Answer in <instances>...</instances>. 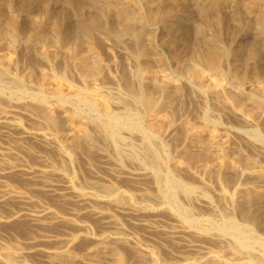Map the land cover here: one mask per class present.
Instances as JSON below:
<instances>
[{
    "label": "rangeland",
    "instance_id": "rangeland-1",
    "mask_svg": "<svg viewBox=\"0 0 264 264\" xmlns=\"http://www.w3.org/2000/svg\"><path fill=\"white\" fill-rule=\"evenodd\" d=\"M139 1L135 0L134 6L131 7L135 19L133 23H129L118 16V7L111 0H105V2L104 0H29V2L27 0H0V23L4 22L3 25L0 24L1 29L6 28L8 22H12L10 24L13 28L12 40L9 37L0 40V65L3 67L0 68L6 72V76L0 77V106L13 107L21 111L23 113L21 123L26 126H33L35 123V126H47L50 132L49 136L56 146L51 149L50 154L59 159L60 152L65 151L64 153L70 157L67 168L73 183L77 182L75 185L78 188H86L84 181L92 178L90 170L94 166L113 165L126 172L132 170L141 172L142 170L141 173L146 175H143L144 185L149 186L147 187L148 191L156 196V200L147 205L150 213H158L160 216L163 215L162 218H168L171 221L175 218L176 221L173 222L180 227L190 229L196 239L200 240L201 237L203 243L207 240L208 243L205 244L211 248L216 259L222 263L228 261V263L236 262L237 264H264V198L249 204L240 202V196H237L243 190L252 187L260 191L264 197V106L261 105L264 100V26L259 21V14L264 12V6L249 12L245 8L246 0H161L162 3L150 2L151 0ZM241 7L242 10H240ZM158 8L160 14H157L159 13ZM152 9L157 12L153 13ZM111 26L120 27L121 30L128 27L133 35L125 34L116 37L113 34H106L109 33L107 30ZM88 27L94 29L92 34L85 36ZM260 31L263 33L261 34ZM35 35L37 39H35ZM65 35L68 36L65 37ZM141 36L147 41V43L145 42V54H142L136 46L137 37ZM49 41L51 42L49 43ZM59 42H65V44L63 43L64 45L61 46ZM224 44L227 46L225 47ZM215 45L229 50L224 57L225 60H221V73L218 72V74L209 69L210 65L206 60V55L211 51L210 48L212 49ZM252 48L253 50L258 49V51L255 50L257 53L254 56L250 55ZM246 49L251 51L248 52ZM91 62L92 64H90ZM84 64L89 66L97 64L100 67L97 73L99 76L85 79L81 74V67ZM183 64L190 65H187L188 67L197 64L203 71L200 78L202 81L192 79L189 74L188 77L187 73L182 72ZM239 71L247 74V79H245L247 81H238L233 73H239ZM204 72L206 76H204ZM217 77L219 78L217 79ZM161 79L170 81L169 97L168 94L152 89L150 86V81H163ZM13 80H15L14 83ZM209 88L210 90H207ZM74 90L81 92L80 95L82 94L83 97L75 94ZM253 93H255V98L251 97ZM124 95L128 98L126 99ZM142 96L155 98L154 109L148 108L139 101ZM86 97L89 98V101L91 100V104ZM179 99L180 101H178ZM236 103L242 104V110L237 108ZM127 108L133 111L126 110ZM106 109L110 111L113 109L114 112L112 110L111 114H107ZM156 109L158 110L155 111ZM116 112L121 114L117 115ZM125 112L130 114L127 116ZM73 113L76 116H73ZM119 116L122 118L120 119ZM136 126L138 127L136 128ZM156 127L158 129H155ZM83 131L90 132L92 146L87 151L81 140ZM104 133L105 135H103ZM141 133L142 135L145 133L143 138L140 137ZM106 135L107 137H103ZM120 135H122L120 138L123 139L127 135L124 142L121 139V143H119L118 136ZM208 138L215 139L217 144L221 143L220 148H212L210 144L214 140L209 142ZM79 142H81L80 145ZM93 144L96 145L93 146ZM127 144H130V147L126 146ZM140 146L143 148L141 149ZM145 146H148L150 151ZM109 148H114V150ZM118 148L120 149L118 150ZM198 152L199 155L201 152L205 156L197 157L199 156ZM143 154L147 156L145 157ZM151 155H157L155 157L158 162L155 165L149 159V156L152 157ZM138 157L144 160L141 161ZM104 160L107 162L105 163ZM108 162L112 164H108ZM123 179L126 181L124 182ZM123 179L122 182L119 180L118 183L122 185L114 193L105 194L100 190H94V192L105 197L108 204L112 203L110 206L129 202L132 205L144 207V203L135 198L133 182L129 181L126 176ZM10 180L18 187L31 188L29 181L20 179V176L10 177ZM130 182L132 185H129ZM174 182H182L185 185L189 183L188 185L193 184L196 189L204 187L205 189L194 190L195 195L192 191L188 194L183 190L180 191L181 189L176 183L174 186L172 184ZM197 184L200 186H196ZM41 193L40 191L36 192L37 196H41V199L48 202L51 200L52 205L57 202V205H54L56 209L59 210L61 207L59 211H64V207L57 200H53L55 198L47 195L46 199L45 193ZM207 196L209 197L207 198ZM10 201L8 204H0V212H6L7 207L11 203L13 204ZM257 208L259 209L257 210ZM227 211H230L232 216L230 212L228 215ZM92 218L86 216V219L94 222L89 223L95 228L90 235L85 232L78 235L76 238L78 240L75 241L76 244L74 243L76 247L73 245L71 248L72 253L75 254L71 253L69 258L67 256H65L67 258H56V262L72 264L74 261L83 259L85 254L87 255V250L93 242L91 237L93 231L100 226L99 220ZM19 220H12V223L11 221L0 223V235L6 236V240L11 244L27 241L33 234L41 232L33 226L31 221H28V218L21 219V223ZM65 222L66 224L60 222L58 223L60 225L48 227L47 231L79 233V227L75 229L78 225L74 222L72 225V221L69 223L68 220ZM138 231L142 232L139 229ZM125 243L126 245H124ZM114 245L120 250L122 257L116 263L112 261L113 264H126V262L129 264L133 262V257L136 258L139 254L132 243L120 242ZM154 251L150 252L151 257L158 261L168 255L167 251L161 252L157 249ZM86 255L84 259H90ZM17 258L11 256L5 262L17 264L19 259ZM26 258L21 259L23 264H38V262L44 264L45 262L42 260H46L42 255L27 256ZM21 260L19 259V261ZM105 262V264H111V261L105 260ZM0 264L4 263L0 262ZM203 264H207V262Z\"/></svg>",
    "mask_w": 264,
    "mask_h": 264
},
{
    "label": "bare ground",
    "instance_id": "bare-ground-1",
    "mask_svg": "<svg viewBox=\"0 0 264 264\" xmlns=\"http://www.w3.org/2000/svg\"><path fill=\"white\" fill-rule=\"evenodd\" d=\"M29 2V0H27ZM94 1V0H93ZM96 1V0H95ZM117 7H118V16L124 20H127L129 23H133L134 22V17L132 15L131 12V7L134 6L135 4V0H111ZM141 1V0H140ZM139 1V2H140ZM25 2V1H24ZM103 2V1H102ZM105 2V0H104ZM150 2H161V0H151ZM245 8L246 10H248L249 12H253L255 11L256 8H260L262 6H264V0H246L245 1ZM19 3V2H18ZM162 3V2H161ZM233 3V2H232ZM29 4V3H28ZM96 4V2H95ZM154 5V3H152ZM9 5V4H8ZM17 5V3H16ZM139 5V4H138ZM151 5V4H150ZM151 5V6H153ZM19 6V5H18ZM25 6V5H24ZM106 7V6H105ZM108 7V6H107ZM116 7V8H117ZM160 7V6H159ZM162 7V6H161ZM134 8V7H133ZM12 10V9H10ZM20 10V9H19ZM112 10V9H111ZM134 10V9H133ZM153 13H156L157 11L152 9ZM159 10V8L157 9ZM240 10H242V7L240 8ZM113 11V10H112ZM163 11V10H162ZM10 12V11H9ZM134 12V11H133ZM242 12V11H241ZM135 13V12H134ZM133 13V14H134ZM140 13V12H139ZM247 13V12H246ZM115 14V13H114ZM160 14V10L159 13ZM259 14V13H258ZM14 15V14H13ZM150 15V14H149ZM245 14H243L244 16ZM260 18V24H262L264 26V12L262 14H259ZM246 16V15H245ZM250 17V16H249ZM101 19V18H100ZM156 19V17H155ZM16 20V19H15ZM17 21V20H16ZM15 21V24H16ZM93 21V20H92ZM101 21V20H100ZM1 22V21H0ZM58 22V21H57ZM98 22V21H97ZM121 22V21H120ZM138 22V21H137ZM4 23V22H3ZM3 23L1 25H3ZM7 23V22H6ZM12 22H8V26L4 29H1L0 26V40L4 39V38H10V40H12V33H13V28L11 26ZM113 23V22H112ZM136 23V22H135ZM10 24V25H9ZM105 24V23H104ZM120 24V23H119ZM14 25V24H12ZM101 25V24H100ZM125 25V24H124ZM257 25V24H256ZM110 26V25H107ZM259 26V25H258ZM3 27V26H2ZM120 28V27H119ZM116 26H111L108 28L106 34H113L116 37H120L122 35H133V32L131 31L130 28H125V29H119ZM16 29V28H15ZM94 28L88 27L86 32H85V36H89L90 34H92ZM97 29V28H96ZM261 29V28H259ZM35 30V29H34ZM84 30V29H83ZM101 30V28H100ZM103 30V29H102ZM106 31V30H104ZM261 32V31H260ZM17 33V32H16ZM263 32H261L262 34ZM22 34V33H21ZM37 34V33H36ZM45 34V33H44ZM260 34V33H259ZM260 34V35H261ZM34 35V34H33ZM82 35V34H81ZM22 36V35H21ZM32 36V35H31ZM30 36V37H31ZM68 35H65V37ZM83 36V35H82ZM81 36V38H82ZM109 36V35H108ZM24 37V36H23ZM33 37V36H32ZM43 37V36H42ZM74 37V36H73ZM92 37V36H91ZM90 37V38H91ZM124 37V36H123ZM132 37V36H131ZM14 38V37H13ZM28 38V36H27ZM71 38V37H70ZM86 38V37H85ZM89 38V37H88ZM219 38V37H218ZM31 39V38H30ZM35 39L36 35H35ZM46 39V38H45ZM65 39V38H64ZM76 39V38H75ZM92 39V38H91ZM216 39V38H215ZM56 40V39H55ZM88 40V39H87ZM135 40V39H134ZM218 40V39H217ZM30 41V40H29ZM46 41V40H45ZM48 41V40H47ZM58 41V40H57ZM56 41V42H57ZM66 41V40H65ZM74 41V39H73ZM89 41V40H88ZM94 41V40H93ZM137 45L138 46V50L141 51V53L143 54L146 51V45L145 42L147 43V41L144 40V38L141 37H137ZM14 42V41H13ZM51 41H49L50 43ZM53 42V41H52ZM70 42V41H69ZM96 42V41H95ZM217 42V41H216ZM34 43V42H33ZM62 44L65 42H59V44ZM72 43V42H71ZM70 43V44H71ZM256 43V42H254ZM260 43V42H259ZM36 44V43H35ZM56 44V43H55ZM63 44V45H64ZM67 44V43H66ZM88 44V43H86ZM85 44V45H86ZM95 45V44H93ZM98 45V44H97ZM214 45V43H213ZM220 46V44H217ZM222 45V44H221ZM225 45V44H224ZM263 45V44H262ZM211 46V45H210ZM209 46V47H210ZM223 46V45H222ZM227 45H225L226 47ZM43 47V46H42ZM98 47V46H97ZM258 47V46H256ZM53 48V47H52ZM75 48V47H74ZM250 48V47H249ZM43 49V48H42ZM41 49V51H42ZM48 49V47H47ZM90 49V48H89ZM148 49V48H147ZM209 49V48H208ZM44 50V49H43ZM49 50V49H48ZM68 50V49H67ZM197 50V49H196ZM210 52L208 55H206L207 57V61H208V66L209 69L213 72H216L218 74V72L221 73L220 71V64H221V60H225V56L227 55L228 51L226 48H219L218 46H214L212 47V49L210 48ZM247 50V49H246ZM252 50V51H251ZM251 56H254L255 53H257L258 49H251ZM255 50H257L255 52ZM207 51V50H206ZM248 51V50H247ZM248 51V52H250ZM53 52V51H52ZM96 52V51H95ZM203 52V51H202ZM45 53V52H44ZM48 53V52H47ZM65 53V52H64ZM71 53V52H70ZM75 53V52H74ZM259 53V52H258ZM53 54V53H52ZM55 54V53H54ZM72 54V53H71ZM145 54V53H144ZM194 54V53H192ZM232 54V53H231ZM65 55V54H64ZM79 55V54H78ZM86 55V54H84ZM96 55V54H95ZM247 55V54H246ZM43 56V55H42ZM189 56V55H188ZM191 56V55H190ZM194 56V55H193ZM204 56V55H203ZM249 56V55H248ZM47 57V56H46ZM55 57V56H54ZM73 57V56H72ZM96 57V56H94ZM192 57V56H191ZM190 57V58H191ZM198 57V56H197ZM80 58V57H79ZM200 58V57H199ZM229 58V57H228ZM253 58V57H252ZM46 59V58H44ZM92 59V58H91ZM192 59V58H191ZM248 59V58H246ZM256 59V56H255ZM49 60V59H48ZM53 60V59H52ZM55 60V59H54ZM95 60V58L93 59V61ZM196 60V59H195ZM204 60V59H203ZM222 60V61H223ZM254 60V59H253ZM72 61V60H71ZM184 61V60H183ZM52 62V61H51ZM84 62V60H83ZM198 62V59H197ZM248 62V61H247ZM74 63V62H73ZM85 63V62H84ZM185 63V62H184ZM201 63V62H200ZM83 64V63H82ZM92 64V62L90 63ZM181 65V62L179 63ZM194 64V63H193ZM191 64V65H193ZM73 65V64H71ZM188 65V64H187ZM186 64H183L181 66V71L184 72L185 74L187 73V75L189 74L192 79L194 78L196 79H200L203 75V71L201 70V68L196 64L193 65L192 67H188L190 65L187 66ZM223 65V64H222ZM249 65V64H248ZM82 66V65H81ZM0 67H2L0 65ZM3 68V67H2ZM0 68V77H3L5 75V71ZM178 68V66H177ZM237 68V67H236ZM248 68V67H247ZM6 69V68H5ZM100 67L96 64L93 66H89L87 64H84L81 67V74L85 79H90L94 76H97V73L99 72ZM179 69V68H178ZM232 69V68H231ZM238 69V68H237ZM236 69V70H237ZM7 70V69H6ZM207 70V69H206ZM102 71V70H100ZM178 71V70H177ZM209 71V70H208ZM238 71V70H237ZM250 71V70H249ZM248 71V73H249ZM180 73V71H178ZM181 72V73H182ZM223 72V71H222ZM229 72V71H226ZM242 72V71H241ZM142 73V72H141ZM219 73V74H220ZM146 74V73H145ZM153 74V73H152ZM152 74H148V75H152ZM204 76H206V73L204 72ZM235 75V77L238 79V81L240 80L241 82L244 81L245 79H247V74L246 73H239L235 72L233 73ZM232 74V75H233ZM257 74V73H256ZM147 75V74H146ZM188 75V77H189ZM214 75V74H213ZM255 75V74H254ZM264 75V74H263ZM6 76V75H5ZM99 76V75H98ZM97 76V77H98ZM180 76H183V74ZM219 76V75H217ZM223 76V75H222ZM227 76V75H226ZM249 76V75H248ZM253 76V75H252ZM12 77V76H11ZM153 77V76H152ZM185 77V76H184ZM233 77V76H232ZM5 78V77H4ZM8 78V77H6ZM5 78V79H6ZM151 78V77H150ZM160 78V77H158ZM219 77H217L218 79ZM260 78V77H259ZM264 78V77H263ZM3 79V78H1ZM191 79V80H192ZM221 79V78H220ZM254 79V78H253ZM10 80V79H8ZM12 80V79H11ZM163 80V79H161ZM194 80V81H195ZM201 80V79H200ZM258 80V79H257ZM261 80V79H260ZM258 80V81H260ZM3 81V80H2ZM6 81V80H5ZM15 80H13L14 83ZM175 81V80H174ZM202 81V80H201ZM204 81V80H203ZM218 81V80H217ZM247 81V80H245ZM244 81V82H245ZM17 82V81H16ZM151 84L150 86H152V89L158 90L160 92H163L165 94H168L169 97V84L170 81L169 80H163V81H150ZM221 82V81H220ZM264 82V81H263ZM12 83V82H11ZM176 83V82H175ZM178 83V82H177ZM180 83V82H179ZM219 83V82H218ZM259 83V82H258ZM130 84V83H129ZM172 84V83H171ZM221 84V83H220ZM244 84V83H242ZM177 85V84H176ZM197 85V84H196ZM195 85V86H196ZM212 85V84H210ZM203 88L205 89L204 85H202ZM129 87V86H128ZM183 87V86H182ZM213 87V86H212ZM211 87V88H212ZM223 87V86H222ZM131 88V87H130ZM151 88V87H150ZM260 88V87H259ZM71 89V88H70ZM69 89V90H70ZM83 89V88H81ZM86 89V88H85ZM84 89V90H85ZM96 89V88H95ZM197 89V88H196ZM240 89V88H239ZM261 89V88H260ZM137 90V89H136ZM151 90V89H150ZM178 90V89H177ZM207 90H210L207 89ZM242 90V89H241ZM60 92V90H58ZM75 91V90H74ZM91 91V90H89ZM98 91V90H97ZM154 91V90H153ZM240 91V90H239ZM263 91V88H262ZM63 92V91H62ZM144 93V91H142ZM176 92V91H175ZM200 92V91H199ZM261 92V91H260ZM75 94L80 95L81 92H74ZM84 93V92H83ZM92 93V92H91ZM130 93V92H129ZM181 93L183 94V91L181 90ZM240 93V92H239ZM238 93V94H239ZM262 93V92H261ZM70 94V93H69ZM90 94V93H89ZM94 94V93H93ZM162 94V93H161ZM181 94V95H182ZM205 94V93H204ZM58 95V94H57ZM66 95V94H65ZM72 95V94H71ZM82 95V94H81ZM80 97H83L81 96ZM87 95V93H86ZM84 94V96H86ZM128 95V94H127ZM144 95V94H143ZM148 95V94H147ZM155 95V94H154ZM157 95V94H156ZM155 95V96H156ZM171 95V94H170ZM260 95V94H259ZM67 96V95H66ZM70 96V95H69ZM76 96V95H75ZM93 96V95H92ZM123 96V95H122ZM139 96V95H138ZM161 96V95H160ZM159 96V97H160ZM262 96V95H261ZM60 97V96H59ZM125 97V95H124ZM122 97V98H124ZM130 97V96H129ZM134 97V96H133ZM171 97V96H170ZM220 97V95H219ZM241 97V96H240ZM239 97V98H240ZM252 98H255V93L252 94L251 96ZM76 98V97H74ZM92 98V97H90ZM126 99L128 97H125ZM165 98V97H163ZM174 98V97H173ZM244 98V97H243ZM242 98V99H243ZM87 99V97H86ZM89 99V98H88ZM87 99V100H88ZM135 99V98H134ZM155 99V98H154ZM153 99V97L151 96H142L139 101H141V103H143L144 105H146L148 108L150 109H154L155 106V100ZM176 99V97H175ZM174 99V100H175ZM218 99V98H217ZM221 99V98H220ZM218 99V100H220ZM241 99V98H240ZM61 100V99H60ZM64 100V99H63ZM67 100V99H66ZM69 100V99H68ZM77 100V99H76ZM85 100V99H84ZM132 100V99H131ZM137 100V99H136ZM157 100V99H156ZM159 100V99H158ZM157 100V101H158ZM165 100V99H164ZM89 101V100H88ZM91 101V100H90ZM89 101V102H90ZM105 101V100H104ZM180 101V99L178 100ZM240 101V100H239ZM245 101V100H244ZM260 101V100H259ZM4 102V101H2ZM72 102V101H71ZM109 102V100H108ZM107 102V103H108ZM129 102H132L129 100ZM162 102V101H161ZM160 102V103H161ZM241 102L243 103V101L241 100ZM247 102V101H246ZM6 103V102H5ZM8 103V102H7ZM67 103V102H66ZM104 103V102H103ZM134 104V102H132ZM129 103V104H132ZM138 103V102H137ZM166 103V102H165ZM175 103V102H174ZM91 104V102H90ZM123 104V103H121ZM127 104V103H126ZM132 104V105H133ZM136 104V101H135ZM169 104V103H168ZM237 104V103H236ZM248 105V103H245ZM105 105V104H104ZM103 105V107H104ZM119 105V102H118ZM138 105V104H137ZM136 105V106H137ZM235 105V104H234ZM240 110H242V104L238 103L237 104ZM246 105V106H247ZM252 105V104H251ZM255 105V104H254ZM261 105L264 106V100H262ZM15 106V105H13ZM121 106V105H120ZM128 106V105H125ZM130 106V105H129ZM135 106V105H134ZM140 106V105H139ZM167 106V105H166ZM172 106V105H170ZM256 106V105H255ZM119 107V106H118ZM123 107V106H122ZM162 107V106H161ZM160 107V108H161ZM121 108V107H119ZM126 108V107H123ZM141 108V107H140ZM143 108V107H142ZM145 108V107H144ZM168 108V107H167ZM170 108V107H169ZM168 108V109H169ZM256 108V107H255ZM122 109V108H121ZM120 109V110H121ZM248 109V108H247ZM257 109V108H256ZM113 110V109H112ZM111 110V111H112ZM126 110H130V109H126ZM144 110V109H143ZM146 110V109H145ZM158 109H156L155 111H157ZM161 110V109H160ZM107 112V114H111L112 112H114V110L111 112L109 109L105 110ZM118 112V110H116ZM133 111V110H130ZM129 111V112H130ZM105 112V113H106ZM116 112V113H117ZM153 112V111H152ZM120 113V112H119ZM119 113H117V115H119ZM132 114V112H130ZM125 112V115L128 116V114ZM149 113V112H148ZM236 113V112H234ZM262 113V112H261ZM72 114V113H71ZM115 114V113H114ZM121 114V113H120ZM205 114V113H204ZM254 114V112H253ZM27 115V114H26ZM42 115V114H41ZM47 115V114H46ZM123 115V112H122ZM133 115V114H132ZM160 115V113H159ZM251 115V114H250ZM21 116H23V113L13 107H4V106H0V204H8L9 201L11 200L13 202V204L11 203L10 206L7 207L6 212H0V223H9L12 220H18V219H23V218H28V221H31L33 226H35L37 229L41 230V232H37L35 234H33L32 236H30V238L27 241H20L17 244H11L10 242H8L6 240V236H2L0 235V262L4 263V264H14V263H7L5 262V260L8 257L11 256H16L18 257L20 260L21 259H27V256H37V255H42L43 258L45 257L46 260H42L45 263L48 264H59L58 262H56V258L60 259V257H64L67 258L68 256L71 255V253L73 252V250L71 249L72 246L74 245L75 241L78 240L76 239L78 237V235L83 234L84 232L87 235H90V233L92 232V230H94V228L90 225V223H94V222H90L88 219H86V216H91V219H93L92 217H94V219L96 218V220H99L100 226L95 229V231H93V235L91 236L93 239L92 245L88 248L87 250V255L88 258L90 259H84L86 258L84 255V258L78 260V261H74L72 264H105V260L107 261H112L114 263H116V261H120L121 259V253L120 250L117 249V247L114 245L116 243H120V242H129L134 244V249H137V252L139 253L136 258H132L133 262L129 263V264H203L204 262H207V264H237L236 262H230L228 263H222L220 261H218L216 259V255L214 256L211 248L209 246H207L205 243L202 242L201 237L200 240L195 238V234H193V232L188 229V228H183L180 227L179 225H176L173 221L175 220V218L173 219V221L169 220L168 218H162L161 216L163 215H158V213L156 214L154 212L150 213L147 205L150 204V202H153L156 200V196L152 193H150L147 189V187L149 186H145L143 179H144V175L141 170V172H134L132 171H124L123 169H117L116 167L112 166H102L101 167H96L94 166L93 168H91L90 173H91V177L89 179H86L84 181V186L86 188H78L77 182H75V184L73 183L70 174H69V169L67 168V164L69 165V161H70V157L64 153L63 151L60 152L59 154V159L56 158V156L54 157V155L50 154L51 149H53L55 146V142L53 141V139H51L50 132L47 128V126L45 125H41V126H35V124L32 126H26L24 124L21 123ZM25 116V115H24ZM73 116H76L73 113ZM72 116V118H74ZM108 116V115H106ZM114 116V115H113ZM116 116V115H115ZM153 116V115H152ZM150 116V117H152ZM157 116V115H156ZM205 116V115H204ZM241 116V115H240ZM243 116V115H242ZM246 116V115H244ZM248 116V115H247ZM246 116V117H247ZM45 117V116H44ZM118 117V116H117ZM250 117V116H249ZM42 118V117H41ZM112 118V117H111ZM120 118V116H119ZM118 118V119H119ZM122 118V117H121ZM120 118V119H121ZM128 118V117H127ZM126 118V119H127ZM130 118V117H129ZM160 118V117H159ZM255 118V117H254ZM253 118V119H254ZM257 118V117H256ZM106 119V118H105ZM116 119V118H115ZM248 119V118H247ZM252 119V118H251ZM55 120V119H54ZM75 120V119H73ZM112 120V119H111ZM114 120V119H113ZM112 120V121H113ZM123 120V119H122ZM48 121V120H47ZM56 121V120H55ZM93 121V118H92ZM107 121V120H106ZM111 121V122H112ZM51 122V121H49ZM91 122V121H90ZM89 122V124H90ZM110 122V124H111ZM121 122V121H120ZM40 123V122H39ZM42 123V122H41ZM116 123V122H115ZM38 124V122H37ZM52 124V123H51ZM110 124L108 123V125L110 126ZM152 124V123H151ZM40 125V124H39ZM94 125V124H93ZM99 125V124H98ZM106 125V126H108ZM127 125V124H126ZM131 126V124H129ZM134 125V124H133ZM132 125V126H133ZM105 126V125H104ZM113 126V125H112ZM116 126V125H115ZM151 126V125H150ZM174 126V125H173ZM103 127V126H102ZM126 127V126H125ZM124 127V128H125ZM138 126H136L137 128ZM153 127V126H152ZM96 128V127H95ZM105 128V127H103ZM117 128V127H116ZM121 128V127H118ZM169 128V127H168ZM193 128V127H192ZM85 129V128H84ZM102 129V128H101ZM106 129V128H105ZM109 129V128H108ZM107 129V130H108ZM135 129V128H133ZM155 129H158L157 127ZM154 129V130H155ZM88 130V129H87ZM91 130V129H90ZM95 130V129H94ZM104 130V129H102ZM114 130V129H113ZM123 130V128H122ZM127 130V128H126ZM172 130V128H171ZM106 131V130H105ZM110 131V130H109ZM115 131V130H114ZM130 131V130H128ZM139 131V130H137ZM158 131V130H157ZM166 131V130H165ZM168 131V130H167ZM119 132V131H118ZM124 132V130H123ZM122 132V133H123ZM90 132L87 131H83L82 134V141L85 144V150H90L92 143H91V138H90ZM96 133V132H95ZM94 133V134H95ZM120 133V132H119ZM129 133V132H128ZM131 133V131H130ZM139 133V132H138ZM164 134H167L165 132H163ZM52 134V133H51ZM80 134V133H79ZM93 134V135H94ZM127 134V133H125ZM136 134V133H135ZM145 134V133H144ZM143 134V135H144ZM160 134V133H159ZM96 135V134H95ZM94 135V136H95ZM99 135V132H98ZM105 135V133L103 134ZM110 135V134H107ZM103 136V137H107ZM119 135V134H118ZM124 135V133H123ZM140 135V134H139ZM142 135V133H141ZM143 135L140 136L141 138H143ZM215 135V133H214ZM101 136V134H100ZM115 136V135H114ZM122 135L118 136L119 138ZM129 136V135H128ZM133 136L135 137V135L133 134ZM210 136V135H209ZM54 137V136H52ZM76 137V136H74ZM79 137V136H78ZM97 137V136H95ZM102 137V138H103ZM116 137V136H115ZM124 137V136H123ZM136 137H138L136 135ZM148 137V136H146ZM218 137V136H217ZM215 137V139L217 138ZM101 138V139H102ZM127 138V135L126 137ZM125 138H120L118 139L119 143L121 139H123L122 142H124ZM192 138V137H191ZM214 138V137H213ZM79 139V140H80ZM98 139H100L98 137ZM107 139V138H106ZM117 139V138H116ZM130 139V138H129ZM140 139V138H139ZM147 139V138H146ZM190 139V138H189ZM209 139V138H208ZM215 139L211 140V138L209 139L211 141H213L210 145L212 148L214 149H219L220 148V144H217L215 142ZM218 139V138H217ZM93 140V139H92ZM95 140V138H94ZM93 140V141H94ZM103 140H105L103 138ZM111 139L109 138V141ZM127 140V139H126ZM132 140V139H131ZM130 140V141H131ZM138 140V139H137ZM145 140V138H144ZM150 140V139H149ZM92 141V142H93ZM106 141V140H105ZM146 141V140H145ZM186 141V140H185ZM188 141V140H187ZM99 142V140H98ZM103 142V141H102ZM116 142V141H115ZM140 142V141H139ZM152 142V141H151ZM189 142V141H188ZM192 142V141H191ZM81 142H79L80 145ZM100 143V142H99ZM104 143V142H103ZM106 143V142H105ZM126 143V141H125ZM129 143V142H128ZM132 143V142H131ZM74 144V143H73ZM109 144V143H108ZM112 144V143H111ZM109 144V145H111ZM141 144V143H140ZM150 144V143H149ZM148 144V145H149ZM96 144H93V146ZM125 145V144H122ZM133 145L135 146V143H133ZM138 145V144H137ZM136 145V146H137ZM143 145V143L141 144ZM147 145V144H145ZM209 145V147H210ZM113 146V145H112ZM119 146V145H118ZM128 147H130V144L126 145ZM134 146L132 148H134ZM185 146V143H184ZM192 146V145H190ZM114 147V146H113ZM141 147V146H140ZM140 147H137L138 149ZM146 147V146H145ZM150 147V146H149ZM152 147V146H151ZM187 147V145H186ZM189 147V146H188ZM210 147V148H211ZM74 148H77L74 146ZM94 148V147H93ZM101 149H103L102 147H100ZM99 148V149H100ZM108 148V147H107ZM121 148V147H120ZM118 148V150L120 149ZM143 147H141L142 149ZM148 150L150 148H148V146L146 147ZM58 149V148H56ZM110 149V148H109ZM114 150V148H111L110 150ZM129 149V148H128ZM136 149V148H134ZM157 149V148H156ZM186 149V148H185ZM225 149V147H224ZM66 150V149H65ZM80 150V149H79ZM95 150V149H94ZM122 150V148H121ZM132 150V149H131ZM147 150V151H148ZM55 151V150H54ZM53 151V152H54ZM81 151V150H80ZM150 151V150H149ZM210 151V150H209ZM218 151V150H217ZM224 151V150H223ZM58 152V151H57ZM103 152V151H102ZM153 152V151H152ZM189 152V151H188ZM205 152V151H204ZM221 152V151H220ZM89 153V152H88ZM133 153V151L131 152V154ZM150 153V152H149ZM58 154V153H57ZM70 154V153H69ZM118 154V153H117ZM124 154V153H123ZM122 154V155H123ZM127 155V153H125ZM146 154V153H145ZM190 154V153H188ZM195 154V153H194ZM206 154V152H205ZM205 154H201L198 155L197 157H203L205 156ZM141 155V154H140ZM144 155V154H143ZM142 155V156H143ZM161 155V154H160ZM187 155V154H186ZM129 157L132 155H128ZM137 156V155H136ZM145 156V155H144ZM147 156V155H146ZM145 156V157H146ZM152 157L149 159L151 161V163H155L158 162L157 158L153 155H151ZM211 156V155H209ZM105 157V156H104ZM133 157V156H132ZM195 157V156H194ZM31 158H34L33 160ZM142 160L141 157H138ZM137 159V158H136ZM203 159V158H202ZM206 159V158H205ZM109 160V159H107ZM134 160V159H133ZM147 160V158H146ZM145 160V161H146ZM159 160V159H158ZM194 160V159H193ZM198 160V159H197ZM201 160V159H200ZM103 161V160H102ZM149 161V160H147ZM163 161V160H161ZM105 162V160H104ZM107 162V161H106ZM105 162V163H106ZM110 162V161H109ZM108 164H112L109 163ZM225 162V161H224ZM148 164V162H146ZM226 163V162H225ZM164 164V163H163ZM224 164V163H223ZM117 165V164H115ZM151 165V164H150ZM152 166V165H151ZM161 166V164H160ZM105 167V168H103ZM155 167V166H154ZM163 167V166H162ZM225 167V166H224ZM151 168V167H150ZM71 169V167H70ZM220 169V168H219ZM123 170V171H122ZM146 170V169H145ZM218 170V169H217ZM163 171V170H162ZM146 172V171H145ZM155 172V171H154ZM158 172V171H157ZM255 172V171H254ZM260 172V171H259ZM161 173V172H160ZM260 174V173H259ZM262 174V172H261ZM144 175V176H143ZM263 175V174H262ZM13 176H20V179L22 180H28L30 183L31 188H22V187H18L16 185H14L11 180L10 177ZM124 176H126V178L130 181L133 182V186L135 188V198L138 199L139 201H141L142 203H144V207H140V206H135L130 204L129 202L126 203L127 204H117V205H112L110 206L112 203H107V199L103 196H99L96 194V192H94V190H100L101 192L105 193V194H111L112 192L114 193V191L122 184H119V180L121 181ZM150 176V175H149ZM74 178V177H73ZM153 178V176H152ZM162 178V176H161ZM160 178V179H161ZM159 179V180H160ZM174 179V178H173ZM148 180V179H147ZM145 180V181H147ZM158 180V179H157ZM181 180V179H180ZM259 180V179H258ZM123 181L125 182L126 180L123 179ZM24 182V181H23ZM22 182V183H23ZM122 182V181H121ZM148 182V181H147ZM161 182V181H160ZM185 182V181H184ZM149 183V182H148ZM153 183V182H152ZM176 182L172 183L173 185ZM27 184V183H26ZM25 184V185H26ZM124 184V183H123ZM126 184L128 185V182H126ZM189 184V183H188ZM185 185L184 183L180 182V183H176V185L178 186V188H180V191H184L187 192L189 194V192H193L194 190H198L196 189V187L191 184V185ZM195 184V183H194ZM129 185H132L131 182L129 183ZM81 186V185H80ZM172 186V185H171ZM175 186V185H174ZM196 186H200V185H196ZM25 187V186H24ZM151 187V186H150ZM156 187V186H155ZM124 188V187H123ZM126 188V187H125ZM133 188V189H134ZM176 188V189H178ZM222 188V187H221ZM239 188V187H238ZM237 188V189H238ZM255 188V187H254ZM258 188V187H256ZM152 189V188H151ZM150 189V190H151ZM156 189V188H155ZM159 189H160V185H159ZM201 189H205L201 188ZM200 189V190H201ZM224 189V188H223ZM240 189V188H239ZM242 189V188H241ZM42 192L45 193V198L47 195L55 198L53 200H57L59 202L60 205H62L64 207V211H59L61 210V207L59 210L56 209V203H51V200L45 201L43 199H41L39 196H37L36 192ZM129 191V190H128ZM153 191H154V187H153ZM197 191V193H198ZM207 191V189H206ZM240 191V190H239ZM242 191V190H241ZM133 192V190H132ZM131 192V193H132ZM223 191H221L222 193ZM264 192V191H263ZM41 193V194H42ZM183 193V192H182ZM194 193V192H193ZM203 193V192H201ZM236 193V192H235ZM39 194V193H38ZM181 194V193H180ZM204 194V193H203ZM207 194V193H206ZM205 194V195H206ZM224 194V192L222 193ZM227 194V193H226ZM240 195V202H247V203H252L254 201H257L259 199H263V195L260 193V191L253 189L252 187L249 189H245L243 190L241 193H239ZM132 195V194H131ZM193 195V194H192ZM195 195V193H194ZM202 195V194H199ZM128 196V195H127ZM160 196V195H159ZM158 196V198H159ZM233 196V195H232ZM107 197V196H106ZM199 197V196H198ZM204 197V196H203ZM209 196H207L208 198ZM222 197V196H221ZM226 197V196H225ZM48 198V197H47ZM46 198V199H47ZM50 198V197H49ZM128 198V197H127ZM134 198V199H135ZM205 197V199H207ZM223 198V197H222ZM221 198V199H222ZM227 198V197H226ZM116 199V198H115ZM129 199V198H128ZM202 199V198H201ZM220 199V201H221ZM208 200V199H207ZM227 200V199H226ZM10 201V202H11ZM206 201V200H205ZM223 201V200H222ZM228 201H230L228 199ZM233 201V200H232ZM261 201V200H260ZM123 203L125 201H122ZM204 202V199H203ZM210 202V201H209ZM227 202V201H226ZM224 203V201H223ZM255 203V202H254ZM162 204V203H161ZM211 204V203H210ZM55 205V206H54ZM243 206V205H242ZM256 206V205H255ZM258 206V205H257ZM262 206V205H261ZM10 207V208H9ZM59 207V206H58ZM5 208V207H4ZM263 208V207H260ZM3 209V208H1ZM157 209V207H156ZM259 208H257L258 210ZM4 210V209H3ZM2 210V211H3ZM5 211V210H4ZM192 211V210H191ZM230 211H227L228 215H229ZM262 212V211H261ZM160 214V213H159ZM162 214V213H161ZM165 215V214H164ZM227 215V214H226ZM231 215V212H230ZM232 216V215H231ZM230 216V218H231ZM172 217V216H171ZM90 218V217H89ZM173 218V217H172ZM229 218V220H230ZM233 218V217H232ZM90 219V220H91ZM19 220V223H21V221ZM26 220V219H25ZM72 221V225L75 223L77 226V228H75L73 226V228L78 229L79 227V233H55L54 231L49 232L47 231V228L52 227V226H56L60 225L58 223H65V221ZM95 220V221H96ZM228 220V221H229ZM27 221V222H28ZM176 221V220H175ZM235 221V220H234ZM233 221V222H234ZM14 222V221H13ZM18 222V221H16ZM25 222V221H24ZM67 222V224H68ZM74 222V223H73ZM90 222V223H89ZM98 222V221H97ZM96 222V223H97ZM70 223V222H69ZM95 223V224H96ZM235 223V222H234ZM28 224V223H27ZM229 224V222H228ZM227 224V225H228ZM231 224V223H230ZM4 225V224H3ZM6 225V224H5ZM235 225V224H234ZM29 226V224H28ZM31 226V225H30ZM97 226V225H96ZM226 226V225H225ZM232 226V224H231ZM203 227V226H202ZM230 227V226H229ZM93 228V229H92ZM233 228V227H232ZM56 229V228H55ZM70 229V228H68ZM72 229V228H71ZM138 229L142 232L140 233L138 231ZM199 230V228H197ZM209 229V228H208ZM230 229V228H229ZM50 230V229H49ZM73 230V229H72ZM35 231V230H34ZM202 231V229H201ZM235 231V230H234ZM238 231V229H237ZM32 232V231H31ZM63 232V231H62ZM69 232V231H68ZM74 232V230H73ZM205 232V231H204ZM30 233V232H28ZM208 233V232H207ZM235 233V232H234ZM237 233V232H236ZM217 234V233H216ZM210 235V234H209ZM212 235H214L212 233ZM27 236V235H26ZM25 237V236H24ZM81 237V236H80ZM84 237V236H83ZM204 238V237H203ZM26 239V238H24ZM82 239V238H81ZM13 240V238H12ZM17 240V239H16ZM84 240V239H83ZM223 240V239H222ZM8 242V243H7ZM79 242V241H78ZM208 243V242H207ZM214 243V242H213ZM76 244V243H75ZM78 244V243H77ZM90 244V243H89ZM126 245V243L124 244ZM123 245V247H125ZM216 245V244H215ZM75 246V245H74ZM118 246V245H117ZM121 246V245H120ZM128 246V245H127ZM126 246V247H127ZM221 246H223V244H221ZM76 247V246H75ZM224 247V246H223ZM121 248V247H120ZM124 249V248H123ZM121 249V250H123ZM155 249L159 250V251H167L168 255L162 259L161 261H158L156 259H153L151 257L150 252H153ZM85 250V249H84ZM155 252V251H154ZM84 253V252H83ZM86 253V251H85ZM135 253V252H134ZM75 254V253H72ZM164 254V253H163ZM67 256V257H65ZM162 256V255H161ZM73 257V256H72ZM75 257V256H74ZM77 257V256H76ZM156 257V256H155ZM233 257V256H232ZM231 257V258H232ZM17 258V259H18ZM69 258V257H68ZM18 259V263L17 264H23V261H19ZM39 259V258H38ZM29 260V259H28ZM33 260V259H32ZM76 260V259H75ZM220 260V259H219ZM15 261V260H14ZM25 261V260H24ZM30 261V260H29ZM235 261V260H234ZM36 262V261H35ZM43 262V263H44ZM44 263V264H45ZM68 263V262H67ZM128 262H126L127 264ZM27 264V263H26ZM39 264V262H38ZM122 264V263H121Z\"/></svg>",
    "mask_w": 264,
    "mask_h": 264
}]
</instances>
